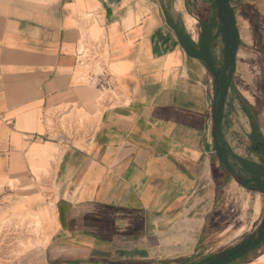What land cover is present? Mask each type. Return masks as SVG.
Segmentation results:
<instances>
[{
  "label": "crops",
  "instance_id": "1",
  "mask_svg": "<svg viewBox=\"0 0 264 264\" xmlns=\"http://www.w3.org/2000/svg\"><path fill=\"white\" fill-rule=\"evenodd\" d=\"M235 1L246 11L233 15L227 122L229 101L215 104L231 74L221 0H0V218L32 215L50 238L19 264L184 259L220 197L254 194L222 153L241 157L239 133L264 143L253 80L264 77V0ZM104 87L118 97L95 118Z\"/></svg>",
  "mask_w": 264,
  "mask_h": 264
},
{
  "label": "rangeland",
  "instance_id": "2",
  "mask_svg": "<svg viewBox=\"0 0 264 264\" xmlns=\"http://www.w3.org/2000/svg\"><path fill=\"white\" fill-rule=\"evenodd\" d=\"M226 2L228 7L231 5L235 6V9L228 10L231 11L233 15L235 14V10L241 8L246 11L241 2L235 0H227ZM220 11L223 15L227 16V11L224 10L222 2H220ZM248 13L251 17H255L254 12L248 11ZM235 29L238 33L236 21ZM254 30L256 31V29ZM261 36L264 38V33L261 34ZM220 37V45L222 47L224 42L222 31ZM255 51H260L264 56V45H257ZM262 70H264L263 62ZM253 80L258 91L264 95V77L255 78ZM230 83L234 84L233 76L231 77ZM117 97L118 93L115 89H112V87L108 89L104 87L102 92L98 94L95 118L100 116L106 107L113 104ZM229 99L230 92L228 91L224 102L228 104ZM228 110L229 106L227 105V111ZM251 114L260 127L261 122L258 111L251 110ZM262 124L264 125V121ZM233 139V150L241 155V157L238 156L240 160L243 159L245 161H256L259 164L262 163L261 158H259L254 152L253 145L255 144L253 140L248 139V135L245 132L237 134ZM222 162L226 163V159H222ZM229 181L230 180H226V183L229 184ZM239 184L245 186L241 182H239ZM248 189L254 191V194L248 192L244 195L240 203L235 200L236 195L234 196V194H232L229 199L223 196L220 197V213L217 216V220L207 224L208 228L205 232V236L201 239L193 254L184 259L166 261L157 264H207L216 259L218 261L217 263H220L222 260L226 259L225 255L229 254V252L234 251L236 253L241 249L250 246L252 242L255 241L254 237L258 235L261 229H264V194L260 192L263 195H259L256 193V190ZM256 219L258 221L253 224ZM229 226L230 228L236 227L237 229L243 226L242 229H245V232L239 236H236L239 234V231L227 234L225 230ZM41 234V223L38 221V218H35L32 215H13L11 217L0 218V264H19L25 254H29L33 250H45L47 237H42ZM234 254L231 256H234ZM262 255H264V235L262 241L255 245L254 248H251L243 258L228 264H257L256 260ZM44 263L46 264L45 259Z\"/></svg>",
  "mask_w": 264,
  "mask_h": 264
},
{
  "label": "flooded vegetation",
  "instance_id": "3",
  "mask_svg": "<svg viewBox=\"0 0 264 264\" xmlns=\"http://www.w3.org/2000/svg\"><path fill=\"white\" fill-rule=\"evenodd\" d=\"M254 144L255 145H253V149L256 152V154H258V157L261 158L262 161L261 164H259L256 161L255 162L245 161L243 159L240 160L239 157H237L232 153H229V151H224L222 153L223 156L222 159L223 160L226 159V163L224 164L227 167L228 164L227 156L232 155L235 160L233 165H236L237 162L240 165L241 169L243 171L250 173L253 178L251 180H244L241 178L240 174L237 175L234 173L231 166L227 167L231 171V173L236 177L238 181H242L247 188L256 190L257 192H261L264 194V153H261L264 151V143L261 141H257ZM263 235H264V229H261L258 235L254 237L255 241H253L250 246L245 247L236 253L234 251L229 252V254L225 255L226 259L222 260L220 263H217L218 261L216 259V260H212L211 262H208L207 264H228L230 262L243 258L249 252V250H251V248H254L255 245L259 244L262 241ZM232 254H234V256H231Z\"/></svg>",
  "mask_w": 264,
  "mask_h": 264
},
{
  "label": "water",
  "instance_id": "4",
  "mask_svg": "<svg viewBox=\"0 0 264 264\" xmlns=\"http://www.w3.org/2000/svg\"><path fill=\"white\" fill-rule=\"evenodd\" d=\"M225 54V51H223V55ZM221 67L223 68L224 67V64L223 62L220 63ZM226 73V76H229L230 74V71H227L225 72V70H222L220 76H219V79H222L224 74ZM228 83H229V92H230V99H229V110L227 111L226 113V121L229 122L230 119H231V116L232 114L235 112V109L237 107V103H236V90H235V87L233 84L230 83V80H228ZM223 97H224V94H223V90H220L217 97H216V100H215V104H216V107L219 108L222 101H223ZM218 141L220 143L223 142V138L221 135L218 136ZM227 160H228V164H227V167H230L232 168V170L234 171L235 174H240L241 178L244 179V180H251L253 177L250 173L246 172V171H243L240 167V165L236 162V165H233V163L235 162L234 160V157L232 155H228L227 156Z\"/></svg>",
  "mask_w": 264,
  "mask_h": 264
},
{
  "label": "trees",
  "instance_id": "5",
  "mask_svg": "<svg viewBox=\"0 0 264 264\" xmlns=\"http://www.w3.org/2000/svg\"><path fill=\"white\" fill-rule=\"evenodd\" d=\"M221 2L223 3V7L226 6V4H227L226 0H221ZM226 7H227L226 9L224 8V10L227 11L226 15L228 17V28L226 31H228L230 34V36L226 39V43H227L226 56L230 61L231 74L228 77H223L222 79H218V82L221 85L220 90H223V94H224L223 99L226 98L228 91H229L228 80L231 81L232 72H233V65H234V62L231 60L233 58V53L238 46V43H237L238 34H237L236 29H235V19H234L233 13L231 11H228V6H226ZM208 64H209V67L212 68L211 64L210 63H208ZM223 102H224V100H223ZM239 182L243 183L242 181H239Z\"/></svg>",
  "mask_w": 264,
  "mask_h": 264
},
{
  "label": "bare ground",
  "instance_id": "6",
  "mask_svg": "<svg viewBox=\"0 0 264 264\" xmlns=\"http://www.w3.org/2000/svg\"><path fill=\"white\" fill-rule=\"evenodd\" d=\"M38 221L40 222L39 218H38ZM40 223H41V222H40ZM39 225H40V224H39ZM49 240H50V238L47 237L46 242H45L46 246H47V244L49 243ZM29 251H30V250H29ZM256 263H257V264H264V255L260 256V257L256 260Z\"/></svg>",
  "mask_w": 264,
  "mask_h": 264
}]
</instances>
